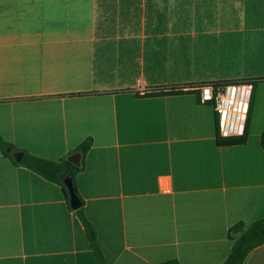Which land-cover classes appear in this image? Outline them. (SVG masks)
<instances>
[{"label": "crops", "instance_id": "crops-1", "mask_svg": "<svg viewBox=\"0 0 264 264\" xmlns=\"http://www.w3.org/2000/svg\"><path fill=\"white\" fill-rule=\"evenodd\" d=\"M135 2L0 0V264H216L264 216V0L209 25L167 0L161 31ZM256 79L245 142L219 145L195 85ZM25 153L73 171L51 181Z\"/></svg>", "mask_w": 264, "mask_h": 264}, {"label": "trees", "instance_id": "trees-1", "mask_svg": "<svg viewBox=\"0 0 264 264\" xmlns=\"http://www.w3.org/2000/svg\"><path fill=\"white\" fill-rule=\"evenodd\" d=\"M124 1V0H123ZM163 6L160 5V0H144L145 8L151 9L150 17L156 23V29L160 30L161 24L164 23L165 13L158 8H167L169 5L167 0H161ZM229 2H235L236 0H171L170 8H185V21L189 23L194 22V18L197 17L198 21L202 18L201 22H206V25L212 22L211 13L208 12L209 8H225V5ZM250 8H262V0H249ZM141 0H136L134 8H140ZM194 8H203L204 12L202 15L194 14ZM171 11V19L173 16L177 18V14L174 13V9ZM196 19V18H195ZM204 19V20H203ZM156 30V31H157ZM157 31V32H158ZM156 33V32H155ZM256 80H251L252 84L249 107L246 116L245 129L241 135L238 136H221L218 131V118L216 115V142L222 146H229L234 144H240L245 142L247 135V126L249 117L252 111L253 104V92ZM212 103V102H211ZM213 105V104H212ZM261 144L264 148V130L260 134ZM86 148V144H81L78 146V150L84 151ZM21 162L27 167L33 169L34 172L44 176L45 178L59 182V176L63 171H73V170H62L63 166L59 163H55L34 155H30L25 153L22 156ZM66 164L71 165L68 161L65 160ZM67 196V195H66ZM229 238L232 241V246L230 248L229 254L227 258L221 262L216 264H243L245 258L248 253L254 249L255 247L264 243V216L251 222L250 224H244L242 222H238L234 224L229 229ZM91 239H94L93 237ZM99 259L101 258L98 253ZM100 264H104L102 262V258L100 259ZM155 264H180L177 260L171 259L163 262L155 263Z\"/></svg>", "mask_w": 264, "mask_h": 264}, {"label": "built area", "instance_id": "built-area-1", "mask_svg": "<svg viewBox=\"0 0 264 264\" xmlns=\"http://www.w3.org/2000/svg\"><path fill=\"white\" fill-rule=\"evenodd\" d=\"M195 87L202 102H212L221 136H238L244 132L252 88L249 81L207 82Z\"/></svg>", "mask_w": 264, "mask_h": 264}, {"label": "water", "instance_id": "water-1", "mask_svg": "<svg viewBox=\"0 0 264 264\" xmlns=\"http://www.w3.org/2000/svg\"><path fill=\"white\" fill-rule=\"evenodd\" d=\"M79 156H80L79 152H74L67 157V160L69 162L75 164V165H78ZM14 158L17 161H19L21 158V152H17V154L14 156ZM61 180L65 186L70 207L72 209H77L81 205L82 202H81V199L79 198V196L76 192V189L74 187L72 175L71 174H64V176H63V178H61Z\"/></svg>", "mask_w": 264, "mask_h": 264}, {"label": "rangeland", "instance_id": "rangeland-1", "mask_svg": "<svg viewBox=\"0 0 264 264\" xmlns=\"http://www.w3.org/2000/svg\"><path fill=\"white\" fill-rule=\"evenodd\" d=\"M247 40H249V42L252 44L253 42H257L259 39V36L257 35V33H250L247 35Z\"/></svg>", "mask_w": 264, "mask_h": 264}]
</instances>
